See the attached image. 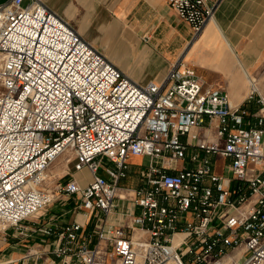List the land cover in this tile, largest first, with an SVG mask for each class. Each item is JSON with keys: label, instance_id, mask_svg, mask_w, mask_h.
<instances>
[{"label": "built area", "instance_id": "built-area-1", "mask_svg": "<svg viewBox=\"0 0 264 264\" xmlns=\"http://www.w3.org/2000/svg\"><path fill=\"white\" fill-rule=\"evenodd\" d=\"M167 1L195 34L221 2ZM256 91L235 106L183 62L163 81L140 84L42 0H0V228L20 226L63 192L85 219L40 227L54 236L50 264H264L263 96L259 111L249 108ZM212 119L209 140L199 128ZM66 150L92 178L54 191L48 169ZM134 155L151 161L139 173L136 210L116 224L109 216ZM218 157L231 175L216 171Z\"/></svg>", "mask_w": 264, "mask_h": 264}, {"label": "crops", "instance_id": "crops-1", "mask_svg": "<svg viewBox=\"0 0 264 264\" xmlns=\"http://www.w3.org/2000/svg\"><path fill=\"white\" fill-rule=\"evenodd\" d=\"M42 1L140 84L163 81L175 62H183L196 69L206 86L223 87L237 106L245 102L253 85L260 81L257 76L264 68V0H221L214 17L198 34L167 0ZM261 94L257 88L254 101L249 104L252 112L259 111L257 100ZM217 123L212 119L201 126V136L214 140ZM67 154L71 155L68 159L71 167L63 175L67 177L64 183L76 179L86 185L92 176L87 168L74 169L71 151L66 150L56 160ZM150 161L148 156L129 158L128 175L119 183L118 204L109 216L111 222H129L130 214L136 210L133 198L141 184L140 170ZM54 162L48 169V177ZM191 164L189 158L178 162L179 167ZM216 164V171L223 173L228 160L218 157ZM83 174L89 175V179L84 180ZM62 184L59 182L57 187ZM70 202L73 204L68 208ZM57 204L59 207L54 209ZM74 219H85L84 211L73 197L58 195L57 202L27 218L20 226L0 228V262L33 264L44 259L48 263L51 256L45 252L52 249L54 236H47L40 227L47 223L61 227ZM91 228L88 225L85 229ZM32 252L43 258L29 255Z\"/></svg>", "mask_w": 264, "mask_h": 264}, {"label": "rangeland", "instance_id": "rangeland-1", "mask_svg": "<svg viewBox=\"0 0 264 264\" xmlns=\"http://www.w3.org/2000/svg\"><path fill=\"white\" fill-rule=\"evenodd\" d=\"M257 77L260 80L259 82H260L261 88L264 90V68L262 69V72H260V74ZM261 95L264 98V95L263 94H261ZM70 156L71 155H68V154L67 155H64L63 157L61 156L58 160H56L54 162V164L50 168L51 177H47L48 179L45 182V184L48 185L49 187H52L54 189V191H57V189H58L57 184L59 182H63V184H64L65 179L67 178L65 176L63 177V175L71 167V163L67 161V159H69ZM105 163H106V165H109V163H107V162H105ZM102 174L106 176V174L104 172H102ZM224 174L225 175H231L230 168L227 169L225 167ZM82 177H83L84 180H88L89 179V175H86V174L85 175L83 174ZM127 183H129V184L132 183L131 182V179L130 180H127ZM59 195L61 197L66 196V195H64L63 192H59ZM57 199H58V197L51 204L57 202ZM63 201H65V200H63ZM72 204H73V202L67 203V207L68 208L72 207ZM50 205H48L47 207H49ZM56 207H59V205L57 204L54 209H56Z\"/></svg>", "mask_w": 264, "mask_h": 264}, {"label": "bare ground", "instance_id": "bare-ground-1", "mask_svg": "<svg viewBox=\"0 0 264 264\" xmlns=\"http://www.w3.org/2000/svg\"><path fill=\"white\" fill-rule=\"evenodd\" d=\"M253 86H254L255 90H257V88L260 89L262 94L264 95V90L261 88V85H260L259 81H257ZM67 161H68V159H67Z\"/></svg>", "mask_w": 264, "mask_h": 264}]
</instances>
